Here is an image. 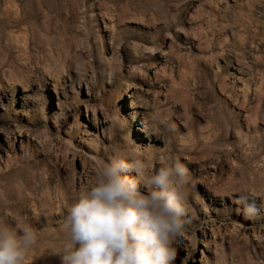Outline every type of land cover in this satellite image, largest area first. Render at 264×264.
<instances>
[{
    "label": "rangeland",
    "instance_id": "obj_1",
    "mask_svg": "<svg viewBox=\"0 0 264 264\" xmlns=\"http://www.w3.org/2000/svg\"><path fill=\"white\" fill-rule=\"evenodd\" d=\"M141 151L188 171L174 264H264V210L236 202L264 204V0H0V220L36 229L25 264H60L81 187Z\"/></svg>",
    "mask_w": 264,
    "mask_h": 264
},
{
    "label": "clouds",
    "instance_id": "obj_2",
    "mask_svg": "<svg viewBox=\"0 0 264 264\" xmlns=\"http://www.w3.org/2000/svg\"><path fill=\"white\" fill-rule=\"evenodd\" d=\"M145 155L117 154L98 164L94 186L81 187L61 225L60 264H174L173 244L191 223L184 207L188 171L177 161L152 172ZM236 202L246 219L264 210L246 195ZM8 216L0 220V264H25L37 231L22 215Z\"/></svg>",
    "mask_w": 264,
    "mask_h": 264
}]
</instances>
